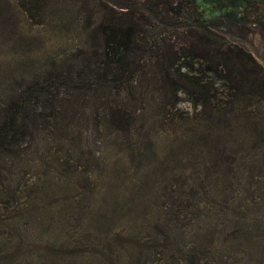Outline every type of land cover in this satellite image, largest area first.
<instances>
[{
	"label": "trees",
	"instance_id": "16d2710c",
	"mask_svg": "<svg viewBox=\"0 0 264 264\" xmlns=\"http://www.w3.org/2000/svg\"><path fill=\"white\" fill-rule=\"evenodd\" d=\"M18 3L35 24L57 23L74 34L77 44L64 58L23 72L11 84L6 75V82L0 77V243H9L7 250L0 249V264L24 259L33 264H86L77 250L84 243L78 241L55 250L45 245L35 256H27V228L20 227L27 224L24 220H37L38 169L64 167V177L74 182L72 173L81 167L85 150H94L90 140L95 144L110 135L135 145L151 135L149 128L156 123L174 124L170 108L183 99L199 108L196 118L205 122L206 132L217 135L219 141L210 152L220 151L223 135L243 131L259 141L263 138L262 114L244 108L264 101V69L251 52L215 28L198 0ZM252 116L253 121L246 118ZM144 121L149 123L147 131ZM188 130L190 137L200 132L195 125ZM86 161L83 165L89 167ZM26 169L36 176L25 183ZM49 172L47 189L53 184ZM4 215L9 218L6 224ZM5 228L16 235H7ZM129 239L126 262L118 264H146V243ZM69 248L71 254L66 255ZM197 253L188 250L180 260L205 264ZM108 254L97 264H113Z\"/></svg>",
	"mask_w": 264,
	"mask_h": 264
},
{
	"label": "rangeland",
	"instance_id": "374dc122",
	"mask_svg": "<svg viewBox=\"0 0 264 264\" xmlns=\"http://www.w3.org/2000/svg\"><path fill=\"white\" fill-rule=\"evenodd\" d=\"M198 1L215 28L251 52L264 69V0ZM56 24H35L18 0H0L2 81L6 75L11 84L75 48L74 34ZM248 109L264 118L263 100L247 103ZM170 110L174 124L156 123L149 128L150 138L135 145L110 135L95 144L90 140L94 150H85L81 167L72 173L74 182L66 180L64 167L38 169L37 220H24L27 224L20 227L27 228V256L45 245L55 250L78 241L84 243L77 250L86 264L103 262L107 252L118 264L126 262L125 243L132 237L146 243V264H186L180 258L188 250L198 251L205 264H264V136L259 141L243 131L228 137L221 133L220 151L210 152L219 140L196 118L199 108L183 99ZM143 123L147 131L149 123ZM194 125L200 132L190 137ZM26 171L25 183L36 176ZM48 172L51 189L44 183ZM3 217L6 224L8 215ZM8 246L1 241V250ZM66 251L71 254L70 248ZM18 264L33 263L24 259Z\"/></svg>",
	"mask_w": 264,
	"mask_h": 264
}]
</instances>
